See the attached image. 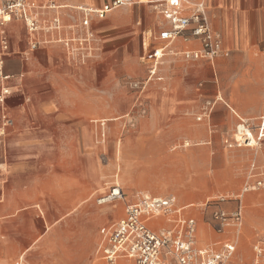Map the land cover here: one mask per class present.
<instances>
[{"label":"rangeland","instance_id":"rangeland-1","mask_svg":"<svg viewBox=\"0 0 264 264\" xmlns=\"http://www.w3.org/2000/svg\"><path fill=\"white\" fill-rule=\"evenodd\" d=\"M150 2L134 0L103 19L91 14L100 49L82 63L67 56L63 45L67 62H54L41 72L51 74L52 82L31 84V109L48 97V89L66 116L60 128L52 122L48 130L53 144L33 179L35 194L13 195L12 210L0 217L8 224L0 227V245L6 250H20L31 243L32 235H43L38 217L33 221L23 207L36 204L43 210L45 200H50L44 214L51 226L46 241L42 238L37 246L44 245L61 262L80 252L88 232L95 242L91 247L87 236L77 262L91 247V264L99 228L120 219L142 194L175 196L179 205L190 206L186 213L197 219L201 243L227 239L215 230L211 216L216 207L232 214L242 205L244 247H252L264 234V141L252 147L237 142L241 119L254 130L264 114V0H212L214 28L228 55L214 62L194 61L179 50L161 61L164 79L147 83L142 43H158L151 34L166 25L158 2ZM64 10L63 37L82 33L85 13ZM217 10L227 16L219 18ZM241 29L238 42L245 50L237 52L234 32ZM248 53V61L242 62ZM258 96L263 103L256 107ZM43 126L41 119L35 122L36 130ZM27 183L23 175L13 178L14 186ZM113 190H119L121 198L99 205ZM106 210L102 220L93 218L94 211ZM101 215L95 212L97 218ZM244 250L247 256L249 249ZM16 260L8 257L6 264Z\"/></svg>","mask_w":264,"mask_h":264},{"label":"built area","instance_id":"built-area-1","mask_svg":"<svg viewBox=\"0 0 264 264\" xmlns=\"http://www.w3.org/2000/svg\"><path fill=\"white\" fill-rule=\"evenodd\" d=\"M134 0H113L97 12H84L83 32L75 37H63V20L55 17L43 19L39 7L30 0H0V80L11 76L4 73V54L10 50L7 26L15 21L23 22L29 35V47L36 50L42 45L54 44L66 49L73 60L85 63L100 49L101 39L92 29L89 17L96 14L105 18L113 9L131 4ZM166 25L161 26L153 37L158 43L143 44V59L147 62V83L161 82V61L168 55L182 53L186 60L207 59L213 62L217 57L228 55L223 37L213 28L206 0H166L156 5ZM48 36V37H44ZM182 43V47L179 45ZM9 89H3L0 102L5 101ZM13 121L4 117V126ZM238 144L252 147L264 141V116L253 128L242 122ZM253 131V132H252ZM249 133L253 138H249ZM254 134V135H253ZM121 198L115 193L99 200L112 202ZM190 206L178 205L175 196L154 197L148 194L138 196L135 203L127 206L123 218L100 230L101 240L97 255L101 264H264V234L252 244L250 260H240L238 251L244 227L242 205L227 214L218 207L212 212L216 232L223 234L234 228L235 239L206 247L199 246L198 222L186 213ZM164 222V224H163Z\"/></svg>","mask_w":264,"mask_h":264},{"label":"crops","instance_id":"crops-1","mask_svg":"<svg viewBox=\"0 0 264 264\" xmlns=\"http://www.w3.org/2000/svg\"><path fill=\"white\" fill-rule=\"evenodd\" d=\"M34 2L39 7V15L43 19L51 20L55 17H59L63 20L64 9H85V10H100L105 5L111 4L113 0H30ZM150 3L160 2L161 0H150ZM196 2L199 0H190ZM212 0H206L208 12L210 19L214 28L213 20L211 17V4ZM71 6V7H70ZM75 7V8H74ZM83 7V8H81ZM91 7V8H90ZM116 9V8H115ZM114 10V9H113ZM112 10V11H113ZM81 11V10H79ZM215 13L218 14L219 18L227 16L224 12L217 10ZM109 14V13H108ZM263 21H264V15ZM262 21V22H263ZM218 27L222 30L225 29L224 24L218 22ZM94 32L100 37V34L92 27ZM215 29V28H214ZM216 30V29H215ZM241 31V32H240ZM242 29L236 30L234 32L236 37V50L237 52L244 51L243 45H240L239 35H242ZM7 33L10 41V50L4 54V73L8 76H11L8 80H0V95L3 92V89H9L10 94L5 97L3 103L0 102V217L4 215V212L11 211L14 204L9 201L12 200V196L15 194H25V195H34L35 194V175L37 172L42 170V167L45 165L43 161L49 158L50 147L53 144L51 135L48 130L52 122L57 125L59 128L62 126L63 121L65 120L66 114L63 112V104L56 103L52 99L50 90L47 89V96L45 99L38 102V107L34 110L31 109L30 97L35 100L34 92L32 90L31 84L33 82H52L51 74H42L45 70H48L50 66L55 62V64L63 65V62H67L66 58L63 57V48L54 45L47 44L42 45L36 50H31L29 47L30 35L23 22L15 21L7 26ZM48 37V36H44ZM146 43L145 39L142 43L143 56H144V47L143 44ZM147 44V43H146ZM179 45L182 47V43L179 42ZM225 48V46H224ZM230 52L229 50H227ZM246 52V51H245ZM65 56V55H64ZM68 56V55H67ZM247 56L242 60V62L248 61ZM64 58V59H63ZM214 62V61H213ZM264 62V58H263ZM42 72V73H41ZM161 73V71H160ZM259 98L258 104H255V100ZM254 99L253 104L257 107L263 103V96H258ZM7 116L13 121L12 126H4V117ZM259 116L257 123L263 117ZM40 119L43 121L44 126L40 127L38 130L35 128V122ZM241 122H246L244 119H241ZM248 123V122H247ZM255 124V126H256ZM49 127V128H48ZM242 125H238V131H242ZM25 176L28 180V183L23 186H14L13 178L16 176ZM106 197V196H105ZM103 197V198H105ZM155 197V196H154ZM50 200H45L42 203L43 210L40 205L36 204H24V212L31 217L34 221L38 217L39 224L44 228V233L41 237L35 238L34 235L31 236V243L24 246L20 250L10 249L6 250L5 245H0V264H6L8 257H17V260L14 264H87L88 253L91 250L93 243L95 242V236L91 233H86L84 236V244L80 252L73 258H67L64 262H61L57 259H54L53 256H50L45 249L44 245L37 246L41 239L43 242L46 241V235L50 230V222H48L44 211L46 205ZM113 202V201H112ZM107 202V203H112ZM106 204V203H98ZM179 205V203H178ZM181 206V205H179ZM31 207H34L30 209ZM38 207V208H37ZM186 207V206H181ZM188 207V206H187ZM110 208V207H109ZM116 209V208H115ZM39 211L43 213V217L39 215ZM95 212H103V215L97 218ZM106 211H94L93 218L97 221L102 220L107 214ZM126 212V209H125ZM125 212L121 218L124 217ZM113 216H117L119 213L116 211L112 213ZM120 218V219H121ZM42 219V220H41ZM120 219L114 221L111 220L110 223L101 226L98 230L97 241H96V250L91 264H101L98 255L97 249L101 240L100 230L103 227H107L115 224ZM7 220H0V227H6L8 224ZM92 222L91 225H93ZM164 224V222H163ZM5 230V229H4ZM199 232V226H198ZM92 238V243L90 250L88 251L85 259L81 262H77L79 255L83 252L87 236ZM221 237L227 239L224 241H232L235 239V230L234 228H228ZM243 236V234H242ZM242 238L240 241L238 258L240 260L248 261L252 257V247H244L242 243ZM199 239V236H198ZM222 241L216 243H201L199 240L200 247H206L209 245L221 243ZM247 251V256H245V249ZM241 250V251H240Z\"/></svg>","mask_w":264,"mask_h":264},{"label":"bare ground","instance_id":"bare-ground-1","mask_svg":"<svg viewBox=\"0 0 264 264\" xmlns=\"http://www.w3.org/2000/svg\"><path fill=\"white\" fill-rule=\"evenodd\" d=\"M71 7V6H70ZM75 8V7H74ZM81 8H83V7H81ZM91 8V7H90ZM77 10H81V11H84V12H93V13H95V12H97V10L95 11V10H85V9H77ZM112 120V119H111ZM106 121H108V119H102L101 120V122L102 123H105ZM249 138H253V136H252V134L251 133H249ZM189 145V144H188ZM252 146L254 145V142H252V144H251ZM248 146V145H247ZM115 193H120V191L119 190H115Z\"/></svg>","mask_w":264,"mask_h":264}]
</instances>
